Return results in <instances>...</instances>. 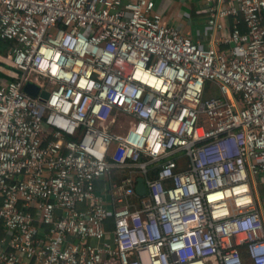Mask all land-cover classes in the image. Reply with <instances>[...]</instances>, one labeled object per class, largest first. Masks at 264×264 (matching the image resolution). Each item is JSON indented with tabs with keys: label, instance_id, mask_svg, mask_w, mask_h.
Segmentation results:
<instances>
[{
	"label": "built area",
	"instance_id": "obj_1",
	"mask_svg": "<svg viewBox=\"0 0 264 264\" xmlns=\"http://www.w3.org/2000/svg\"><path fill=\"white\" fill-rule=\"evenodd\" d=\"M203 2L0 0V264H264V0Z\"/></svg>",
	"mask_w": 264,
	"mask_h": 264
},
{
	"label": "crops",
	"instance_id": "obj_2",
	"mask_svg": "<svg viewBox=\"0 0 264 264\" xmlns=\"http://www.w3.org/2000/svg\"><path fill=\"white\" fill-rule=\"evenodd\" d=\"M156 0L157 10L164 15L165 20L172 26H177L183 32L189 34L194 41L200 42L204 47L211 44L210 32L205 20V4L203 0ZM167 3V5H166ZM232 24V20H230ZM245 31L244 25L241 26ZM11 45L0 39V84L12 80L15 76L11 66L10 56ZM245 264H251L246 260Z\"/></svg>",
	"mask_w": 264,
	"mask_h": 264
},
{
	"label": "water",
	"instance_id": "obj_3",
	"mask_svg": "<svg viewBox=\"0 0 264 264\" xmlns=\"http://www.w3.org/2000/svg\"><path fill=\"white\" fill-rule=\"evenodd\" d=\"M38 87L34 86V85H29L27 87V91L33 95V96H37L38 94ZM49 95L47 93H43L42 94V97L44 98H47ZM136 192L138 195L140 196H145L146 193H147V188H146V185H145V182H144V179L143 178H140L138 180V185H137V188H136Z\"/></svg>",
	"mask_w": 264,
	"mask_h": 264
},
{
	"label": "rangeland",
	"instance_id": "obj_4",
	"mask_svg": "<svg viewBox=\"0 0 264 264\" xmlns=\"http://www.w3.org/2000/svg\"><path fill=\"white\" fill-rule=\"evenodd\" d=\"M177 2H179V0H176ZM166 2H168V0L166 1ZM166 5H167V3H166ZM220 93L218 92V91H214V93H213V95H219ZM207 96H211V94L209 95V94H207ZM206 96V97H207ZM119 123H122L123 125H127L128 124V120L127 119H125V118H122L121 119V122L119 121H117V124L119 125Z\"/></svg>",
	"mask_w": 264,
	"mask_h": 264
},
{
	"label": "trees",
	"instance_id": "obj_5",
	"mask_svg": "<svg viewBox=\"0 0 264 264\" xmlns=\"http://www.w3.org/2000/svg\"><path fill=\"white\" fill-rule=\"evenodd\" d=\"M5 236V231L0 227V238Z\"/></svg>",
	"mask_w": 264,
	"mask_h": 264
}]
</instances>
